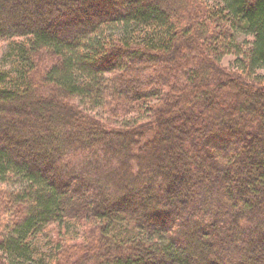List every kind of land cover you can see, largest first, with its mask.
<instances>
[{
    "label": "trees",
    "instance_id": "1",
    "mask_svg": "<svg viewBox=\"0 0 264 264\" xmlns=\"http://www.w3.org/2000/svg\"><path fill=\"white\" fill-rule=\"evenodd\" d=\"M0 41V264H264V0H0Z\"/></svg>",
    "mask_w": 264,
    "mask_h": 264
},
{
    "label": "rangeland",
    "instance_id": "2",
    "mask_svg": "<svg viewBox=\"0 0 264 264\" xmlns=\"http://www.w3.org/2000/svg\"><path fill=\"white\" fill-rule=\"evenodd\" d=\"M5 50H7V42L6 41H0V66H2L1 64H3V56H5ZM198 56L200 57L199 54H198ZM232 57L233 56H230V55L222 57V60H223L222 65L224 67L229 68V62H230ZM262 73L264 74V72H262ZM20 156H22V155H20Z\"/></svg>",
    "mask_w": 264,
    "mask_h": 264
}]
</instances>
